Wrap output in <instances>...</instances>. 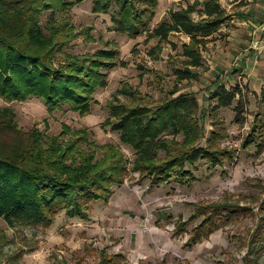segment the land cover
<instances>
[{
    "label": "trees",
    "instance_id": "trees-1",
    "mask_svg": "<svg viewBox=\"0 0 264 264\" xmlns=\"http://www.w3.org/2000/svg\"><path fill=\"white\" fill-rule=\"evenodd\" d=\"M83 0H0V97L8 101H23L31 96L40 98L51 110L68 104L71 110L84 115L97 89L106 85L108 70L123 66L118 50L111 41L101 42L93 50L71 54V42L79 36L94 41L90 28L76 29L66 16L44 32L39 16L48 11L69 10ZM243 0H238L241 4ZM92 12H110L112 28L130 37L147 33L156 38L153 51H160L172 33L188 36L181 45L183 67L175 68L177 81L197 77L193 68L203 64L202 50L209 36L229 19L218 0H200L178 8H168L165 16L151 27L158 0H90ZM112 9V10H111ZM197 14L195 19L193 14ZM172 44V43H171ZM150 53V54H151ZM61 55V58L57 56ZM238 85L226 89L218 84L211 92L215 108L228 107L243 93ZM126 101L116 96L107 102L109 116L104 124L116 132L121 143L128 145L133 158L128 161L111 143L96 144L88 140L86 130L70 132L65 124L57 136H51L45 146L41 133H24L14 125V113L0 107V132L11 135V142L0 149V218L10 227L14 225L50 227L59 212L69 218L87 219L93 202H107L112 188L124 182L127 165L138 172L150 186L172 178L191 180L199 159L210 166L220 165L222 158L231 156L228 150L218 149L216 140L226 134L213 130L204 146L198 145L203 125L200 123L198 99L192 92L171 91L161 104L149 107L140 93L124 84L118 91ZM175 94V95H174ZM264 108V86L259 93ZM237 111V106L235 107ZM237 120V117H236ZM242 148L254 145L264 149V110L256 119ZM222 132H221V131ZM256 130V132H254ZM80 142L88 146L85 153ZM100 156L96 157V152ZM190 215H201V221L191 229L186 241L197 242L202 235L216 229L221 218L219 205L207 206ZM226 210L222 208V210ZM186 223L177 225L181 230ZM176 227V228H177ZM0 231V255L5 236ZM116 257V255H115ZM115 257L101 256L96 264H113Z\"/></svg>",
    "mask_w": 264,
    "mask_h": 264
},
{
    "label": "rangeland",
    "instance_id": "rangeland-1",
    "mask_svg": "<svg viewBox=\"0 0 264 264\" xmlns=\"http://www.w3.org/2000/svg\"><path fill=\"white\" fill-rule=\"evenodd\" d=\"M169 1L165 7L178 8L200 0H177L171 4ZM218 1L227 14L234 8L231 4L234 0ZM110 12H92L90 0H83L69 10L45 11L39 16L44 32L66 16L71 18L76 29L90 28L89 35L94 41L79 36L71 42V48L66 49L68 53L80 54L99 47L101 42L111 41L117 47L118 60L124 65L108 70L106 85L93 94L90 109L84 115L71 110L68 104L49 110L34 96L8 102L0 97V107L13 111L16 128L24 133H41L43 146L51 136L61 132L64 124L70 128V132L62 136L65 139L74 136L73 131L84 129L89 141L111 143L131 161L134 151L121 143L117 133L104 124L109 116L107 102L115 96L126 101L118 92L124 84L140 93L142 99L139 102L154 108L169 98L171 91L175 94L192 92L198 99L203 125L198 145L204 146L211 132L221 128L226 136L214 144L221 151H230L231 156L222 158V163L216 166L199 159L197 169H193V179L181 182L172 178L150 187L149 181L141 179L128 164L124 178L128 185L126 189L112 188L107 202H93L91 208L95 203L97 206L90 209L87 219L69 218L61 211L53 226L44 228L18 224L10 227L0 218V231L5 236L0 264H96L101 256L115 255L111 260L113 264H264V149L259 150L254 145L243 149L241 146L255 127L256 119L262 118L264 108L258 95L246 92L237 96L230 106L215 108L216 100L211 98V92L220 79L218 74H206L210 68L206 58H210L215 66V58L210 57V52H215L218 44H222L223 27L230 23V18L209 36L210 41L202 50V66L192 69L197 72V77L177 81L173 70L183 67L181 45L188 41L186 35L170 34L168 41L172 44L163 42L160 51L151 53L157 37L147 38L146 32L130 37L115 31ZM193 17L198 18L195 13ZM10 142L11 135L0 132V149ZM79 145L85 153L88 151L84 142ZM99 156L97 151L96 157ZM134 190L140 194L142 203L132 199L130 205L134 208L121 204L130 201L128 198ZM139 202L142 207L147 206L146 210L143 211ZM168 203L172 205L170 209ZM210 205L220 206L219 226L188 245L186 241L191 229L202 219L199 215L189 220L190 215L202 210L207 215ZM143 216L148 225L145 230H142L145 226L141 222ZM182 222L186 224L178 230L177 225Z\"/></svg>",
    "mask_w": 264,
    "mask_h": 264
},
{
    "label": "crops",
    "instance_id": "crops-1",
    "mask_svg": "<svg viewBox=\"0 0 264 264\" xmlns=\"http://www.w3.org/2000/svg\"><path fill=\"white\" fill-rule=\"evenodd\" d=\"M173 1L177 0H170L169 3L171 4ZM243 1L241 4H238V0L231 2L234 8L228 13L230 23L223 27L224 40L222 44H218V47L214 50L215 52H210L212 53L210 57L212 56L215 58V66L212 65L210 58H206V61H208L207 64H210V68L207 70L206 74L215 76L218 74L220 81L215 83L214 86L221 83H223L226 89L236 85L239 87L243 86L245 88L241 89H243V92H246V94L259 96L260 90L262 86H264V0ZM160 5L163 6V9H161ZM165 6H167V0H158L151 21V27L165 15L168 9ZM182 6L185 5L183 4ZM186 38H188V36H186ZM126 186L128 185L124 180L122 184L116 185L113 188L124 191ZM138 186L145 189V187L141 185ZM133 193L135 195L133 194L128 198L130 201H125L121 204L125 205L126 203L130 205L132 199H135L136 202L141 201L142 203L143 200L140 199V194L135 190ZM141 203L139 202L143 211L146 210L147 206L142 207ZM131 205L130 207L134 208ZM96 206L97 203H95L92 208ZM167 206L168 209H170L172 205L168 203ZM144 214L145 212L143 215ZM144 220L143 216L141 222L145 226H143L142 230L144 228L147 229L148 226L146 225L147 222ZM105 221H107V219ZM105 223L108 224V221Z\"/></svg>",
    "mask_w": 264,
    "mask_h": 264
}]
</instances>
